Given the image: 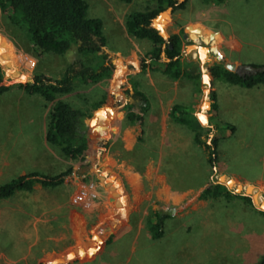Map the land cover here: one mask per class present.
Returning <instances> with one entry per match:
<instances>
[{"label":"rangeland","instance_id":"rangeland-1","mask_svg":"<svg viewBox=\"0 0 264 264\" xmlns=\"http://www.w3.org/2000/svg\"><path fill=\"white\" fill-rule=\"evenodd\" d=\"M85 1L88 4V17L100 19L104 24L108 23L110 19L109 6L114 7L117 12L126 14L144 11L145 7L153 6L150 0H132L129 4H122L120 0ZM213 11L217 15L220 14L219 16H222L221 18L224 20L220 26L229 28L240 39L253 42L262 41L264 0H224L217 4ZM176 24L177 22L174 23V28ZM18 27L16 24L7 21L0 12V46L5 54L1 63H4L6 68L11 67L13 69L12 71L6 69L0 86H14L19 82V78L14 77L12 73H16L18 76L42 74L58 79L63 75L68 65L79 58L90 66L96 64L95 68L98 65L97 54L95 56L81 55L77 53L74 45L62 55L53 53L38 55L29 44L23 29ZM160 28L162 27L160 26ZM190 31L194 38L192 39L197 43L202 42L211 45L217 42V36L204 29L190 27ZM162 33L167 37L163 29ZM104 36L106 51L111 54L122 55V57H128L132 53L142 56L147 45H150L148 41H137L129 34L126 35L124 31H118L117 28L108 24L105 25ZM139 79L143 81L142 85L152 103L158 102L153 87L149 85V77L145 75ZM108 88L107 79L89 85L75 84L71 93L60 96L58 99L69 103L82 112H88L92 103L99 101ZM13 102L17 103L18 111L15 110L16 107ZM153 114L156 117L159 116L157 109L154 108L150 112L147 122L144 124V142L142 144L135 143L129 150L124 147L123 133L125 126H128L124 117L120 118L121 122L117 120L119 116L116 119V123L121 125L120 132L117 133L114 128L109 130L112 135L109 140V150L99 157L97 167L108 181L111 180L121 186L124 185L123 189L121 188L120 197L115 198L111 194L112 192L102 189L90 179L85 184L77 182L75 178L85 174L86 169H80L69 176L68 179H73L71 184L54 189L44 188L40 184H36L30 192H18L15 194L16 196H11L12 198L10 197L8 200L11 202L27 203L25 201H27L28 196L30 203L31 200L35 199V222L33 225L30 223L29 226L24 227L25 229L22 228L25 231L29 229V244H33V242L35 244L32 249L30 248L28 255L26 251L20 249L18 251L19 257H0V264H56L62 262V255L68 252L71 257L66 258V260L70 258L73 259V262L75 260L73 264H81L88 259L87 255L93 248L103 250L117 248L126 251L132 249L135 252L129 264H165L168 257L170 264H182L187 261L182 260L179 255L175 257L176 253L185 250L188 255L189 252L198 255L196 254L198 248L195 249L194 247H197L196 244L202 240L203 233L200 232L202 228L197 227L195 223L203 218V214L209 211V207L223 208V212L225 211L229 215L230 211H234L236 207L240 206L238 208L241 213L238 216L243 220L239 222L245 226H240L236 231L229 232L228 230L226 234L232 235V237H235V234L247 237L248 224L252 225L253 223L251 227L252 236H249L247 240L248 243L253 242L252 252L254 254L257 255L259 252L263 254L264 241H258L260 236L264 235L263 226H258L249 220L253 214L245 215V213L248 210L259 214L264 213V209L259 206L262 197H264V192L259 193L252 186V191L249 193L243 190L238 192L235 187L228 188L225 184L226 181L234 180L242 186L241 181L223 177L225 183L220 182L221 172L219 168L214 172L213 168L207 164L208 155L194 145H187L189 143L188 133L182 127L176 126L168 120L165 136L162 137V130L158 126V121L152 123L150 119ZM256 117H264V115H256ZM202 121L205 122L204 117ZM9 123L12 124L13 128L19 125L23 126L24 129H19L20 134L26 135L24 137H27L30 131V150L35 152L36 162L34 169L28 174L38 172L53 176L74 166V163L66 159L57 147L48 144L45 140L48 105L40 97L28 96L19 91L0 96V136L7 134L6 130ZM28 126L30 129H25ZM227 126L232 127L228 124ZM229 128L225 127L224 129ZM140 130L141 127L136 125L132 137L136 138ZM114 132L117 134L113 136ZM15 142H18V145L13 143L9 147L12 152L17 148H22V144L27 143V139L24 142L22 139ZM219 161L215 165L216 167L220 165L221 160L219 159ZM125 171L127 172L125 173ZM129 172L141 176L139 177V186L135 188L132 185V190L129 181L127 182L125 178ZM155 179H162L164 185L166 183L174 184L175 189L179 188L181 192H186L180 193L179 198L172 202L168 198L169 195L166 196V193L161 192L162 187L159 183H155ZM7 182L8 180H5V184ZM210 183L224 186L232 195L249 197L252 206L243 204L241 200L234 198L199 200V192ZM159 196L163 197L158 198ZM255 196H257V200ZM201 203L211 205L202 207ZM218 204H222V206H217ZM223 204L226 205L223 206ZM242 204L248 209L242 208ZM95 205H98L102 210L103 215L101 214L100 220L98 212L93 211ZM238 208L234 212L239 211ZM156 211L167 216L164 224V236L157 241L150 237L147 227V220ZM124 221H127L128 224L121 234L110 244L105 243L104 239L107 240L112 233H115ZM7 229L8 227H5V230ZM33 233H35L34 236ZM218 233H211L213 238L211 239V248L215 246L214 238H219ZM20 237H24V235ZM97 239H99V245L95 242ZM241 243L242 241H239L240 245ZM24 245L27 246V241ZM243 250H248L250 253V245L248 249L244 247ZM156 253H164L162 257L164 255L168 257L166 259L161 258ZM4 254L9 255L10 252L5 251ZM200 257L198 255V260ZM261 258H251L250 261L252 262L249 264H261L262 261L258 263Z\"/></svg>","mask_w":264,"mask_h":264},{"label":"crops","instance_id":"crops-1","mask_svg":"<svg viewBox=\"0 0 264 264\" xmlns=\"http://www.w3.org/2000/svg\"><path fill=\"white\" fill-rule=\"evenodd\" d=\"M178 1L183 2L184 0ZM150 2L152 3L151 0ZM121 3L123 4L125 2L121 1ZM216 6L217 4L213 1L206 3L204 0H188L184 10L172 13L171 10L168 9L160 13L155 19V23L162 27L159 31L162 33L163 29V31L167 34V37L162 36L165 40L172 35H180L182 40L180 53L181 66L183 71L192 78L184 77L173 80L162 74L160 71L161 68H158V65H154V68L147 69L143 74H136L132 77V83H137L139 90L147 97L149 101V109L143 114V120L140 123H136L132 126H125L126 128L123 133V140L125 142L124 147L126 150H129L133 145H135V143L138 142L142 144L144 142V124L147 122L150 112H152L155 108V110L157 109L159 116L156 117L155 114H153L151 115V118H149L152 123H156L158 121V126L162 130V137L165 136V127L167 126V121L170 120L171 123L182 127L188 133V146L194 145L195 147L200 148L206 155H208L206 146L213 148V141L215 140L216 144L214 148L216 149L217 155L215 165H217L219 159L221 160V163L217 167L214 166L215 168L212 167L214 172L219 168V171L221 172L220 177L222 176L224 178L235 179L239 182L241 181L242 186L233 180L236 187L242 188L248 185L252 186L260 193L264 192V117L257 118L256 115H264V85L251 89L232 85L222 80L214 79L210 74V69L214 66H219L228 70L226 67H228V65H233L235 67V71L230 72L241 74L242 72L247 71L250 65L264 66V44H262L264 43V34H261L263 39L260 42H253L250 40L244 41L240 39L229 28H223L220 26V23L224 20L221 18L222 16H219V13V15H217L213 11ZM146 8L147 7H145V9ZM108 9L110 12V19L108 20V23H103V33L105 31V25L108 24L117 28L118 31H124L127 35L128 33L125 26V20L127 15L131 12L128 14L123 12L120 13L112 6H109ZM175 22H177V24L174 28L173 26ZM188 27L204 29L210 34H215L218 38L217 42L211 45L202 42L197 43L193 40V36V39L191 38L192 33L191 31H188ZM184 34L187 35L186 40L183 39ZM137 41L141 42L142 40ZM150 48V45H147V49L142 56H144ZM202 50L203 54L201 52ZM114 55L125 61L136 60L138 57H141L135 53H132V55L130 54L128 57H122V55L117 54ZM145 75L149 77V85L153 87L156 97H158V102H155L154 104L142 85L143 81L139 79L143 78ZM204 76L207 77V81L204 80ZM18 91L19 90L16 88H13L3 94H0V96L7 95L12 92L16 93ZM213 93L216 97V117L212 114L213 101L211 99V94ZM133 102L136 105L135 110H138V102ZM174 105L182 106L188 112V117L191 121L189 126L181 124L171 118V109ZM15 107L17 108V103H15ZM16 108L15 110L18 111V108ZM118 116L119 119H117ZM200 116L205 117V122L200 119ZM123 117V111L113 114V123L107 128L108 131L111 128H114L117 133L120 132L121 125L116 123V119L121 122L120 118ZM227 124L231 125L233 130H231L232 128H229L230 126H227ZM136 125L141 127V130L139 135L134 138L132 137V132ZM225 127L229 129H224ZM19 128L24 129L23 126L20 125L13 128L12 124L9 123L6 130L7 134L0 136V187L5 184V180L10 182L20 176H24L35 167L36 155L35 152L33 153L30 150V131L28 132L27 137H24L26 135L20 134ZM25 129H30V127L28 126ZM191 129L200 130L204 133L202 146H198L194 143L193 132ZM22 131L25 132L24 130ZM117 133L114 132L113 136ZM132 138L133 140H131ZM138 138L141 140L138 141ZM20 139H22L23 142L27 139V143H23L22 148H17L14 152L10 151L11 149L9 147L12 146L13 143L18 145V142L15 141ZM100 156L103 155H99L97 161ZM229 163H231V165H229ZM94 167L98 177L100 178V182H96L93 179L91 180L96 182L100 187H102V189L112 192L111 194L115 198L120 197L122 192L121 188L123 189L124 185L121 186L114 181H108L99 171L97 162ZM126 172L127 171H125V173ZM88 173L89 172L87 171L85 174L81 175V177L77 176L75 180L82 183L80 179ZM139 177H141L139 174L133 172H129L125 177L127 182L129 181L128 183L131 190L132 185L135 188L139 186ZM71 180V183H73V179ZM155 183L160 184L162 187L161 192L164 194L166 193V196L169 195L168 198H170L172 202H175L179 198L180 193L186 192H181L179 188L175 189L174 184L166 183L164 185L162 179H155ZM211 184L212 183H210L207 187ZM35 186L36 185H34V187ZM207 187L199 192V200H208L200 198L202 192ZM16 193H14L12 197H14ZM162 197L163 196H159L158 198ZM9 199L10 197L7 199H0V257H19L18 251L20 249L26 251L28 255L30 248L32 249L34 247L35 242H33V244H29V229L25 231L22 230V228L29 226L30 223L33 225L35 222V199L31 200V203L29 196L27 197V201H25L27 203L11 202L8 201ZM209 205L211 204L201 203L202 207ZM225 205L226 204H223V206ZM217 206H222V204H218ZM238 207L240 208V206ZM238 207H236L234 211ZM94 208L95 209H93V211L95 210L98 212L100 220V217L103 215L101 212L102 210L98 205H95ZM239 208V211H230L231 213L227 215L225 211L223 212V208L209 207V211L203 214V218L195 223L197 227L202 228L200 232L203 233L201 238L202 240L196 244L197 247H194L195 249L198 248L196 254L201 256L200 259L198 260V255L196 256L195 253L189 252L188 255V252L185 250L176 253L175 257H178L179 255L182 260L187 261L182 264H249L252 262L250 259L256 257H262L258 263H261V261L264 262V253L261 254L259 252L257 253L258 256L254 254V252H252L253 242L251 241L248 243L247 240L249 236H252L253 231L251 230V227L253 226V223L252 225L248 224L247 229L249 232L247 237L239 234H235L236 236L232 237V235L229 236L226 234L228 230L229 232L236 231L240 228V226H245V224L242 225V223L239 222H242L243 220L238 216L239 213H241ZM242 208H245L246 210L248 209L244 205ZM155 213L162 212L156 211ZM249 213L253 214V217L249 220L251 222H255L258 226H263L264 232V216L249 210L245 213V215ZM127 224L128 222L124 221V223L118 227V229L123 227L119 234H121ZM5 227H8V229L5 230ZM195 231L198 232L197 229H195ZM213 232L220 233H218L219 238H214L215 246H212L213 248H211V239H213L211 237V233ZM115 233H112V235ZM26 234L27 236H25ZM34 234L35 233H33V236ZM119 234H117L116 237ZM22 235H24V237H20ZM111 236H109L107 240L104 239L105 243L110 244L116 239V237H114V239L111 240ZM260 240L264 241V235L260 236L258 241ZM26 241L27 246L24 245ZM239 241H242L241 245L239 244ZM95 242L99 245V239L95 240ZM249 245L252 252L251 255V252L249 253L248 250H243L244 247L248 249ZM5 251L10 252V254L5 255ZM134 252L135 251L132 249L126 251L119 250L117 248L108 250L93 248L90 252L91 254L89 253L87 255L88 259L81 262V264H129ZM156 254H159L158 257L161 258L166 259L168 257L167 255L162 257L164 253ZM70 255L71 254L69 252L62 255L63 261L59 263L73 264L75 260L74 262L73 259L70 258L66 260V258L71 257ZM165 264H170L169 257Z\"/></svg>","mask_w":264,"mask_h":264},{"label":"trees","instance_id":"trees-1","mask_svg":"<svg viewBox=\"0 0 264 264\" xmlns=\"http://www.w3.org/2000/svg\"><path fill=\"white\" fill-rule=\"evenodd\" d=\"M130 3L131 0H121ZM152 7L144 11H135L127 15L125 26L127 33L137 40H146L150 43V50L136 60H123L106 51V39L103 33V22L100 19L88 17V4L85 0H0V11L7 21L19 26L25 32L29 44L38 55L53 53L62 55L76 46L77 53L81 55H98L99 62L95 65L85 64L81 58L71 62L63 75L54 79L46 75L18 76L19 82L14 86H0V94L13 88L28 96L40 97L48 105V123L45 140L48 144L59 149L61 154L74 163L72 168L57 175L49 176L32 172L20 176L0 187V199H7L18 191L30 192L34 185L40 184L44 188L54 189L72 182L69 176L86 169L89 173L80 179L85 183L88 179L99 181L94 169L97 158L109 150V140L112 137L107 130L113 123L112 116L116 112L123 111L126 125L132 126L143 120V114L149 109L147 97L139 90L137 83H132V77L143 74L147 69L158 65L161 73L173 80L180 78H192L182 69L180 53L182 40L180 35H172L165 40L153 22L157 16L171 10L172 13L184 10L188 0H151ZM206 3L213 1L216 4L224 0H204ZM160 28V25L157 24ZM192 38V35H191ZM203 54V50L201 51ZM164 55V59H163ZM5 56L0 46V83L6 69L1 63ZM214 79L251 89L264 85V66L250 65L247 71L241 74L230 72L222 67L214 66L210 69ZM197 78V77H196ZM102 79H107L109 88L105 95L92 103L88 112H82L58 97L71 93L75 84H95ZM207 81V77L204 76ZM212 114L217 116L215 94H211ZM138 102V110L135 103ZM171 118L189 126L191 121L184 107L174 105L171 109ZM204 116H200L202 120ZM205 118V117H204ZM233 130V127H231ZM193 141L198 146L203 145L204 133L191 129ZM141 139L138 138V141ZM216 141L213 148L206 146L208 150L207 164L214 167L217 161ZM224 182L223 177H219ZM227 187H235L236 191H252V187L246 185L236 187L234 181H226ZM201 199H239L243 203L252 206L251 200L245 196H235L222 185L211 184L200 196ZM257 200V196H255ZM258 202V201H257ZM264 209V197L259 204ZM262 215L264 213L261 212ZM167 216L155 213L147 220V227L153 240H158L164 235V223ZM123 227L119 228L111 236L116 237ZM42 264V263H41ZM66 264V263H56ZM70 264V263H67ZM261 264H264L262 262Z\"/></svg>","mask_w":264,"mask_h":264},{"label":"water","instance_id":"water-1","mask_svg":"<svg viewBox=\"0 0 264 264\" xmlns=\"http://www.w3.org/2000/svg\"><path fill=\"white\" fill-rule=\"evenodd\" d=\"M153 24H154V26H155L158 30L160 29V28L157 26V24L155 23V21L153 22ZM187 29H188V31H190V27H188ZM195 30H196V29H195ZM160 33H161V32H160ZM161 35L164 36L163 33H161ZM183 39H185V40L187 39V35H186V34L183 35ZM226 68H227L229 71H235V67H234L233 65H231V66L228 65V67H226Z\"/></svg>","mask_w":264,"mask_h":264}]
</instances>
